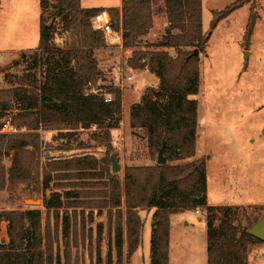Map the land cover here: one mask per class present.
<instances>
[{"label":"trees","instance_id":"obj_1","mask_svg":"<svg viewBox=\"0 0 264 264\" xmlns=\"http://www.w3.org/2000/svg\"><path fill=\"white\" fill-rule=\"evenodd\" d=\"M161 2L157 8L166 17L164 35L148 48H140V38L152 28V0H121L119 9L82 8L80 0H39V39L31 62L20 76L8 68L5 78L13 87L0 90V192L20 184L48 189L53 182L63 193L56 191L42 200L45 219L36 209L3 212L0 223L6 224L7 242L0 240V264H60L59 252L53 249L59 231L72 243L85 234L83 222L76 221V209L81 217L85 209L96 210V215L105 210L109 224L114 210L113 249L109 247L105 264H124V258L140 247L142 211L153 210L150 264H168L169 217L185 211H206L207 264H248L252 246L264 243L249 236L248 228L240 230L233 223L231 207L208 206L206 162L202 157L194 158L198 103L191 97L199 93L200 55L208 41L202 30V1ZM244 4L237 0L212 12L210 30ZM104 10L110 15L112 29L121 32L122 48L132 50L126 66L147 70L158 81L155 89L130 107L129 124L144 132L151 156L164 141L167 161L125 167L121 177L109 170L103 174L91 155L40 159V131L67 135L95 127L91 138L105 146L111 143V130L119 123L121 93L110 90L107 93L113 98L105 101L101 87L96 86L102 73L94 50L104 45L105 36L94 31L90 23ZM257 18L252 4L243 35L246 44ZM58 23L69 35L68 44L60 50L52 44ZM195 50L197 55H193ZM47 54L49 65L44 62ZM5 117L10 133L2 132ZM10 152V167L5 169L3 158ZM60 208L71 209L72 215L62 217L59 224L58 213H54L51 225L49 212ZM102 226L96 225L97 240ZM87 234L90 236V230ZM67 250L64 264H71ZM96 261L100 262L98 255Z\"/></svg>","mask_w":264,"mask_h":264},{"label":"rangeland","instance_id":"obj_2","mask_svg":"<svg viewBox=\"0 0 264 264\" xmlns=\"http://www.w3.org/2000/svg\"><path fill=\"white\" fill-rule=\"evenodd\" d=\"M202 1V30L207 33L208 41L205 53L200 55V86L199 93L191 97L198 103L197 108V136L195 157L204 158L206 172L210 176V190L206 191L210 202H222L226 196H242L248 202H264V0H243L245 4L222 20L214 30L209 25L212 12L221 11L237 0H201ZM15 0H0L1 14L5 21L0 24V90L13 87L5 78L6 70L20 76L31 62V55L35 50L38 39V23L41 13L39 0H21L18 17L11 19L10 4ZM121 0H81L84 8L95 6L121 7ZM161 0H152L154 16L152 28L140 38L138 47L148 48L150 44L158 42L167 27L166 17L157 8ZM254 4L258 16L250 41L243 40L250 8ZM4 6L7 12L4 11ZM13 21V22H11ZM49 23V20L47 21ZM105 36L102 47L94 50L98 68L102 73L96 86L101 87L105 98H113L110 90L117 89L121 93V113L119 123L111 130V143L105 146L94 141L91 134L95 127L89 130H79L71 134H57L40 131L41 141L40 159H66L83 155H91L98 161V170L103 174L111 172L110 157H114L120 166L117 174L120 177L125 167L150 166L157 164V154L150 155L147 141L142 130L132 129L129 124L130 107L140 102L142 95L157 87V79L147 70H133L126 66V60L132 50L121 46V32L114 30ZM69 42V35L63 31L60 23L54 35L53 46L62 49ZM25 54L26 56H23ZM171 56L174 55L169 50ZM45 56L44 62L49 65ZM17 61L16 65H13ZM121 66L131 77L130 81H122L115 74L114 69ZM16 107V105H13ZM5 123L7 117L4 118ZM2 130L10 133L9 129ZM9 156L3 158L5 169L10 167ZM165 158V156L163 155ZM167 162V161H166ZM170 164H178L172 162ZM113 174V173H112ZM116 174V173H115ZM237 180V189L225 196L213 188V180L222 178ZM56 185V184H55ZM50 183L48 189H34L28 185L6 186L0 192V216L4 211L36 209L42 213L43 219L47 213L42 206V200L51 193H63ZM221 188V187H220ZM231 191V190H230ZM226 200V199H225ZM231 207L230 218L240 230L249 228L254 220L264 215V206H234ZM57 212H49V222H55L58 213V223L61 218L71 216L72 210L60 208ZM77 223L84 224V237L79 235L75 242L63 238L59 231L56 243L53 244L54 253L59 252L60 264H64V251L69 249L71 264H105L106 253L113 249L112 233L114 227V210L111 211V223H108L106 211L96 215L97 211L85 209L83 217L76 209ZM151 211V210H150ZM199 212L185 211L172 220V234L170 242V264H207V233L204 209ZM88 214H91L88 216ZM149 214V213H148ZM178 214V213H177ZM218 217L219 214L215 213ZM147 218L143 240L139 249L130 257L124 258V264H150V239L147 231L150 219ZM91 217V220H89ZM101 221V222H98ZM102 224L100 238L96 239V225ZM6 224L0 223V240L7 242L5 234ZM91 234L88 236L87 231ZM68 245V246H67ZM257 246L251 248V261L248 264H260L258 255L254 253ZM126 256V250L123 251ZM96 255L100 262L96 261Z\"/></svg>","mask_w":264,"mask_h":264},{"label":"crops","instance_id":"obj_3","mask_svg":"<svg viewBox=\"0 0 264 264\" xmlns=\"http://www.w3.org/2000/svg\"><path fill=\"white\" fill-rule=\"evenodd\" d=\"M20 1L21 0H15V2H11L10 4V10H11V13H10V16H11V19L13 18V20H15V18L18 17V14H19V9H20ZM80 3H81V0H80ZM121 4V3H120ZM0 6H1V3H0ZM120 6V5H119ZM119 6L117 7H111V6H102V5H99V6H95V7H87V8H118ZM84 8V7H82ZM3 10L1 7H0V11ZM4 11L7 12V9L6 7L4 6ZM5 16H3V14H1L0 12V24H2L4 21H5ZM39 21V20H38ZM13 22V21H11ZM38 33H39V23H38ZM207 163V161H206ZM207 173V172H206ZM222 178H216L213 180V188L214 190L217 189L218 192H222L223 195L228 193V192H234V190L237 189V180H234V179H227L226 175L222 174L221 175ZM221 187V188H220ZM210 190V176L209 174L207 173V191L209 192ZM231 190V191H230ZM226 199V200H225ZM207 204L208 206H223V205H234V206H264V202L263 203H259V202H248V200H245L244 198H242V196H238V197H235V196H226L224 199H222V202H210L207 198ZM147 214V217L150 219L149 221V229L147 231V235H148V238L150 239V235H151V223H152V214H153V210L147 212V211H142L140 214H141V217L143 218V214ZM149 213V214H148ZM195 213H198V211H196ZM178 215L182 216L183 213H178V214H173L169 217V220H170V229H169V252H168V264H170V258H169V254H170V242H171V234H172V220L174 218H176ZM144 220V225H143V228H142V233H141V243H142V240H143V235H144V232H145V226H146V221H147V218H143ZM98 222H101V221H98ZM141 246V245H140ZM126 240L124 238V244H123V251L125 252L126 250ZM139 249V248H138ZM137 249V250H138ZM136 250V251H137ZM135 251V252H136ZM134 252V253H135ZM254 253L258 255V258L260 259V264H264V246H257L256 249L254 250ZM132 256V255H131ZM130 256V258H131ZM249 261H251V257H249ZM250 264V263H249Z\"/></svg>","mask_w":264,"mask_h":264},{"label":"built area","instance_id":"obj_4","mask_svg":"<svg viewBox=\"0 0 264 264\" xmlns=\"http://www.w3.org/2000/svg\"><path fill=\"white\" fill-rule=\"evenodd\" d=\"M91 27L94 31L102 33L104 36H109L111 35L114 31L111 26V18L110 15L107 11H101L94 15L90 19ZM115 74L121 79L122 81H130L131 77L127 75L123 68L121 66H117L114 69ZM109 98H105V101H109ZM6 129H9L12 131V128L9 126L8 123L4 124L2 126V130L7 131Z\"/></svg>","mask_w":264,"mask_h":264},{"label":"water","instance_id":"obj_5","mask_svg":"<svg viewBox=\"0 0 264 264\" xmlns=\"http://www.w3.org/2000/svg\"><path fill=\"white\" fill-rule=\"evenodd\" d=\"M198 52L195 50L193 55H197ZM164 151V141L158 151L156 163L159 165L165 164L166 159L163 157ZM111 162V172L113 174L117 173L120 170L119 164L116 162L114 157H110ZM247 234L258 241H264V215H262L256 222H254L250 227L247 229Z\"/></svg>","mask_w":264,"mask_h":264}]
</instances>
